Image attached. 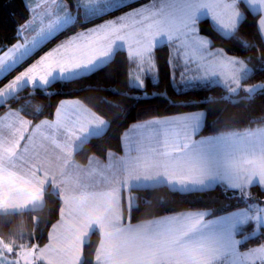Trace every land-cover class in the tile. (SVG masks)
I'll list each match as a JSON object with an SVG mask.
<instances>
[{
	"label": "snow or ice",
	"instance_id": "1",
	"mask_svg": "<svg viewBox=\"0 0 264 264\" xmlns=\"http://www.w3.org/2000/svg\"><path fill=\"white\" fill-rule=\"evenodd\" d=\"M245 8L259 14L257 33L264 41V0L29 5L30 16L17 34L28 28L32 34L0 48V80L58 34L64 38L0 85V107H6L0 114V216L42 211L51 195L58 218L33 216L41 226L29 231L20 226L0 236V264H264V242L246 243L258 231L264 236V199L251 191L264 189V118L236 127L235 116L223 111L215 119L203 110L152 117L124 130L122 155L108 149L106 160L92 154L81 164L77 152L101 137L110 121L79 99L60 100L51 118H39L44 108L31 99L37 87L46 90L55 81L87 76L123 53L130 84L145 89L146 77L159 79V46L168 48L173 82L179 70L184 88L222 85L227 95L221 99L241 91L251 99L264 93V81L246 82L254 70L264 71V52L252 65L205 34L207 22L208 31L254 47L240 35ZM29 109L36 119L24 114ZM160 187L179 193L220 187L246 206L219 214L186 208L155 215L150 208L145 215L151 218H137L141 205L134 190ZM93 237L94 252L86 255Z\"/></svg>",
	"mask_w": 264,
	"mask_h": 264
},
{
	"label": "trees",
	"instance_id": "2",
	"mask_svg": "<svg viewBox=\"0 0 264 264\" xmlns=\"http://www.w3.org/2000/svg\"><path fill=\"white\" fill-rule=\"evenodd\" d=\"M140 2H145V0ZM244 11L247 15V22L240 35L255 45L254 47H245L241 40L223 38L208 31L207 22L205 23V34L211 36L215 41V46L223 47L230 55L250 58L252 65H258L260 62L258 56L264 52V41L257 33L259 14L254 17L246 8ZM29 16L30 11L24 0H0V48L6 45L10 46L19 39L18 26L24 24ZM98 21L100 20H94L95 23ZM67 33L70 34V32ZM50 46H52V41L29 58L22 67ZM168 55L167 47L161 46L156 49L160 81L157 84L151 82L148 84L145 90L149 95H145L143 89L130 84L129 66L126 53H123L118 55L108 66L87 76L71 81H55L46 90L37 87L31 99L44 108L43 115L39 118H44V116L51 118L60 100L77 98L110 121V127L101 137L90 139L84 148L77 152V159L81 164L85 163L87 157L92 154L106 159L108 149L121 153L123 151L121 134L124 130L137 121L152 117L204 110L209 113L210 119H215L223 111L235 116L233 124L236 127H245L249 125L250 121L264 118V93H259L251 99L241 98L237 101H230L221 99L226 91L219 85L184 91L176 90L169 75ZM260 81H264V71L256 69L246 82L255 84ZM31 91L32 89L28 88L22 95L27 98L26 94ZM154 92L157 94H153ZM12 106L18 108L20 105L12 103ZM4 111H6V107H0V114ZM24 114L29 119H36L30 109L26 110ZM203 134L208 133L205 131ZM251 191L256 198L264 199V189L253 186ZM134 192L141 205L140 211L135 213V216L140 219L151 218L145 215L146 210L150 208H155V215H164L167 212L186 208H210L219 214L221 210L233 211L246 206L238 195H233L231 191L225 192L220 187L196 193H179L166 187L151 191L134 190ZM46 201L47 207L39 212L26 211L11 218L0 216V236L7 237L10 235L9 229L15 230L20 226H23L25 231L41 226L33 221V216H51L54 222L58 218V202L51 195H46ZM145 201H151V204H147ZM135 222L136 219L133 220V223ZM47 227H50V224ZM263 241L264 236L259 233L246 243L254 246ZM95 242L96 237H93L92 245L86 244V255L94 252Z\"/></svg>",
	"mask_w": 264,
	"mask_h": 264
},
{
	"label": "rangeland",
	"instance_id": "3",
	"mask_svg": "<svg viewBox=\"0 0 264 264\" xmlns=\"http://www.w3.org/2000/svg\"><path fill=\"white\" fill-rule=\"evenodd\" d=\"M25 1V3H26V5H27V7L29 8V5L30 4H33V3H36V2H38V0H24ZM141 0H137V2L139 3ZM69 2L71 3L72 2V0H69ZM74 11H75V9H73ZM82 11V10H81ZM100 21H98V23H99ZM31 34H32V31H31V28H28V29H26V30H24L23 31V33H22V35H19L20 37H19V39L18 40H23V36H31ZM66 34H69V33H66ZM64 38V34H58L56 37H54L53 38V40H52V45L55 43V42H58L59 40H62ZM51 42V41H50ZM50 42H46L44 45H42L37 51H36V53L40 50V49H42L46 44H48V43H50ZM159 47H161V46H159ZM35 53V54H36ZM155 56H156V50H155ZM33 59V58H32ZM31 59V60H32ZM157 60V59H156ZM27 61V60H26ZM25 61V62H26ZM24 62V63H25ZM23 63V64H24ZM22 64V65H23ZM22 65H20V66H18L16 69H14L12 72H10L9 74H7V76L6 77H4L2 80H0V85H2V83H6L7 82V80H9V79H11L16 73H18L19 71H21V70H23V68L24 67H26L28 64H26V65H24L23 67H22ZM19 68V69H18ZM10 74H13V75H10ZM177 75H179V72H177ZM149 78H151V81L150 82H152L153 84H157L160 80V78L158 79V81H153V79H152V77H151V75H149L148 76ZM160 77V76H159ZM179 76H178V82H179ZM178 82H172L173 84H175V83H177V87L179 86L180 88H178L177 90L178 91H184V90H188V89H191V88H184L182 85H179L178 84ZM146 84H147V80H146ZM256 84V83H255ZM200 86H203V85H200ZM210 86H213V85H208V86H205V87H210ZM197 87H199V86H197ZM175 88V87H174ZM146 89V88H145ZM145 89H143L144 90V93L145 92H147ZM259 93H261V92H257V94H259ZM153 94H157L156 92H154ZM256 94V95H257ZM147 95H149L148 93H147ZM225 95H227V93H225L224 94V96ZM255 95V96H256ZM247 96V93H245V92H243V91H241L240 92V95H239V97H232V98H230V99H228V100H230V101H237V100H240L241 98H245ZM254 96V97H255ZM253 98V97H252ZM204 111V110H203ZM193 112H195V111H193ZM185 113H188V112H185ZM177 115V114H176ZM168 116H171V115H166V117H168ZM173 116V115H172ZM136 195V194H135ZM137 197V196H136ZM260 232L258 231L257 232V234L256 235H258ZM264 242V241H263Z\"/></svg>",
	"mask_w": 264,
	"mask_h": 264
},
{
	"label": "crops",
	"instance_id": "4",
	"mask_svg": "<svg viewBox=\"0 0 264 264\" xmlns=\"http://www.w3.org/2000/svg\"><path fill=\"white\" fill-rule=\"evenodd\" d=\"M97 23H98V22H97ZM19 37H20V36H19ZM52 46H53V45H52ZM50 47H51V46H50ZM47 50H48V48H47L45 51H47ZM43 52H44V51H43ZM43 52H42L41 54H43ZM41 54H39V55H41ZM39 55H38V56H39ZM38 56H37V57H38ZM37 57H35V58H37ZM35 58H34V59H35ZM156 59H157V57H156ZM32 60H33V59H32ZM32 60H31L29 63H31ZM157 62H158V61H157ZM29 63H28V64H29ZM158 65H159V64H158ZM178 72H179V70H178ZM159 76H160V69H159ZM178 76H179V75L176 76V82H178ZM159 78H160V77H159ZM146 80H147V84H146V87H147L148 84H149L150 81H151V78L146 77ZM159 80H160V79H159ZM171 82H173V81L171 80ZM151 83H152V82H151ZM172 85L175 87L176 90H177L178 88H180L179 86H178V87L176 86L177 83H175V84L172 83ZM213 86H215V85H213ZM219 86H222V85H219ZM210 87H211V86H210ZM222 87H223V86H222ZM193 88H205V86H199V87H193ZM191 89H192V88H191ZM178 90H179V89H178ZM65 99H77V98H65ZM65 99H63V100H65ZM79 100H80V99H79ZM198 111H200V110H198ZM180 114H181V113H180ZM172 115H176V114H172ZM172 115H171V116H172ZM160 117H166V115H165V116H160ZM107 129H108V128H107ZM107 129H106V131H107ZM106 131H105V132H106ZM118 154H121V155H122V154H123V151H122L121 153H118ZM100 159H101V158H100ZM106 159H107V158H106ZM106 159H101V160H106Z\"/></svg>",
	"mask_w": 264,
	"mask_h": 264
}]
</instances>
